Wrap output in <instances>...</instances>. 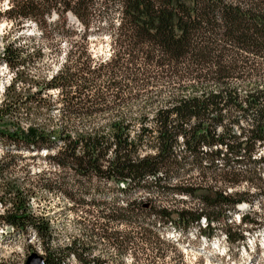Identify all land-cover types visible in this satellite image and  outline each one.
Masks as SVG:
<instances>
[{
	"label": "trees",
	"instance_id": "1",
	"mask_svg": "<svg viewBox=\"0 0 264 264\" xmlns=\"http://www.w3.org/2000/svg\"><path fill=\"white\" fill-rule=\"evenodd\" d=\"M100 1L117 8L120 18L109 38L112 54L103 64L92 67L88 56L69 53L50 79H36L27 67L33 55L3 47L1 62L11 78L0 104V138L45 151L51 166L81 182L112 184L125 195L185 197L200 207L124 202L121 209H110L109 218L139 232L124 234L121 245L138 236L148 242L144 237L158 224L174 230L197 227L210 241L227 213L250 204L248 194L224 190L260 181L264 168V0H13L4 17L16 26L31 20L45 24L56 12V26L62 25L63 38L74 50L87 42L85 22ZM68 13L85 25L77 41L71 40L76 31L66 26ZM112 90L114 101L125 107L115 114L108 101ZM21 111L29 120L27 129L6 131L5 121L13 123ZM105 113L110 115L105 127L75 124ZM39 118L42 123L30 121ZM259 149L263 157L257 161ZM9 167L0 162V177ZM0 193L9 198L0 226L31 232L49 245V222L31 213V193L15 182L0 183ZM256 220L243 216L240 225L259 229ZM245 232L226 230L224 239L229 245L242 243ZM85 247L73 241L51 252L44 264H65L68 257L78 264H106L84 256Z\"/></svg>",
	"mask_w": 264,
	"mask_h": 264
},
{
	"label": "rangeland",
	"instance_id": "2",
	"mask_svg": "<svg viewBox=\"0 0 264 264\" xmlns=\"http://www.w3.org/2000/svg\"><path fill=\"white\" fill-rule=\"evenodd\" d=\"M12 1L0 0V104L4 98L3 91L11 78L1 62L3 47L10 46L19 50L23 56L33 55L29 58L27 67L29 74L36 79H50L69 53L88 56L92 67L103 64L110 58L112 51L109 38L115 33L120 19L117 8L104 7L102 1L98 2L85 22L87 42L78 44V49L71 50L70 40L63 38L66 31L62 29V25L56 26V12L50 14L45 24L40 20H31L16 26L4 17ZM64 19L66 26L76 31L71 40L77 41L78 34L84 30L85 25L70 13ZM97 84L103 86L101 83ZM34 90L31 89V92ZM112 91L108 101L112 102L110 106L114 108L115 114L125 107L114 101L116 90ZM51 95L56 96V93ZM130 109L135 113L137 105L130 104ZM28 121L24 111H21L13 123L5 121L2 127L9 132L15 128L25 131ZM30 121L34 124L42 123L40 118ZM109 123L110 115L105 113L75 124L79 128L88 129L105 127ZM45 154V151L36 152L20 143L13 145L0 138V162L10 165L0 177V183L15 182L24 193L29 191L31 195L28 206L31 213L47 220L51 229L49 245L45 246L31 232L14 233L0 226V264H25L31 254L45 259L51 252L69 247L73 241L86 246L84 256L89 255V259H99L106 264H264V168L259 172L260 181L242 182L225 190L222 183L217 184L216 187L226 194H248L251 198L250 204H241L244 206L241 212L235 209L234 212L227 213L226 219L220 220L216 235L210 241L199 236L197 227L174 230L170 225L158 224L144 237L148 242L140 240L138 236L126 246L120 243L122 236L139 230L136 226L126 228L120 222H113L109 218L110 209H121L124 202L139 199L150 201L155 207L193 210L200 207L196 201L185 197L156 199L142 192L125 195L112 184L95 179L81 182L68 171L51 166L44 158ZM259 156L263 157V149H259L254 158L258 161ZM196 176V173L191 174L192 178ZM0 198V215H6L9 198L5 199L1 193ZM142 208L146 211L148 206L144 205ZM253 214L256 215L259 229L240 225L243 216L254 220ZM149 226L152 227L151 224ZM198 227L203 228V221ZM251 229L256 230L248 232ZM226 230H230L232 235L241 230L247 232L242 234V243L229 245L224 239L223 232ZM155 237L159 238L160 244ZM65 264L78 263L73 257H68Z\"/></svg>",
	"mask_w": 264,
	"mask_h": 264
},
{
	"label": "water",
	"instance_id": "3",
	"mask_svg": "<svg viewBox=\"0 0 264 264\" xmlns=\"http://www.w3.org/2000/svg\"><path fill=\"white\" fill-rule=\"evenodd\" d=\"M25 264H44V259L36 254H31Z\"/></svg>",
	"mask_w": 264,
	"mask_h": 264
},
{
	"label": "bare ground",
	"instance_id": "4",
	"mask_svg": "<svg viewBox=\"0 0 264 264\" xmlns=\"http://www.w3.org/2000/svg\"><path fill=\"white\" fill-rule=\"evenodd\" d=\"M243 207H244L243 205H240L239 208H238L239 209L238 212H240Z\"/></svg>",
	"mask_w": 264,
	"mask_h": 264
}]
</instances>
